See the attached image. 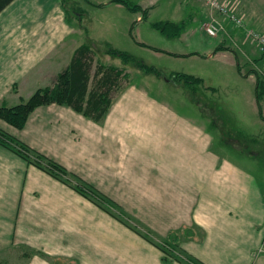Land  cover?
<instances>
[{
    "label": "crops",
    "instance_id": "crops-1",
    "mask_svg": "<svg viewBox=\"0 0 264 264\" xmlns=\"http://www.w3.org/2000/svg\"><path fill=\"white\" fill-rule=\"evenodd\" d=\"M63 3L13 0L0 11V105L51 86L83 43L70 40L81 27ZM209 13L204 9V17ZM224 28L204 54L235 63L238 50L250 61L242 30L226 21ZM219 45L227 49L214 51ZM0 128L111 198L153 240L173 238L204 264H264V188L257 177L243 157L214 147L207 125L144 88L125 85L101 122L49 103L34 107L21 128L2 119ZM236 131H226L235 142L259 139ZM0 245L32 251L25 264H182L163 262L154 243L1 144Z\"/></svg>",
    "mask_w": 264,
    "mask_h": 264
},
{
    "label": "rangeland",
    "instance_id": "rangeland-1",
    "mask_svg": "<svg viewBox=\"0 0 264 264\" xmlns=\"http://www.w3.org/2000/svg\"><path fill=\"white\" fill-rule=\"evenodd\" d=\"M63 1L68 19L75 27H81L76 30L78 33L75 36L71 35L70 40L78 39L89 43L92 48L91 74L99 62L122 68L127 75V79L122 81L124 86L131 83L140 89L144 88L167 108L207 125L214 135V147H221L231 156L243 157L247 167L264 188V90L258 110L255 76L240 73L236 63H231L228 57L212 59L204 54L208 47L218 43L220 35V32L214 36L208 35L204 30L205 24L212 17L222 23L230 22L236 30H242L240 43L249 48L247 56L250 61L236 50L241 70L246 73L257 71L264 79V70L260 69L264 61L259 62L264 58V55L261 56L264 48L257 41L247 39L248 35L244 36L246 29L225 15H219L213 9L217 6H211L209 0H130L144 10L143 15L141 11H130L110 0L101 6L93 3L105 0ZM220 3L227 9L228 17L240 18L244 28L264 34V0H217V4ZM204 9L213 16L204 17ZM164 20H185L184 29L178 36L165 37L151 26L152 22ZM223 33H226L225 29L221 31ZM108 48L126 51L135 60L155 67L161 74L145 73L133 62L124 63L119 57L105 53ZM255 54L258 57L255 58ZM171 71L198 76L201 83L185 85L174 82L169 79L172 77ZM236 129L246 134L255 133L259 139L256 142L247 137L235 142L226 131L236 134ZM219 134H222V141H219ZM232 145L239 148L240 152L234 149L238 155L232 151ZM251 156H254L253 159H249ZM27 250L23 246L0 245V264H25L26 257L32 253Z\"/></svg>",
    "mask_w": 264,
    "mask_h": 264
},
{
    "label": "trees",
    "instance_id": "trees-1",
    "mask_svg": "<svg viewBox=\"0 0 264 264\" xmlns=\"http://www.w3.org/2000/svg\"><path fill=\"white\" fill-rule=\"evenodd\" d=\"M11 1L13 0H0V11ZM110 1L120 3L130 11H141L142 15L145 13L144 10L139 8L138 4H133L130 0ZM208 7H210V5H208ZM213 9L217 10L219 15L221 14L218 9ZM212 16V13L207 15L208 18ZM222 24L224 25V23ZM151 26L165 37H175L184 29L185 20H180L178 22L171 20L155 21L151 23ZM222 49L227 48L219 45L214 48V51ZM91 53L93 54V51L89 43L84 42L79 44L74 49L67 65L56 75L51 86L36 88L27 99L15 105H0V119L16 128H21L28 114L34 107L43 104L57 103L68 106L93 121L101 122L112 104L113 99L124 88V82L122 81L127 79V75L122 68L102 62L98 63L95 71L91 74V69L93 67ZM105 53L119 57L124 63L133 62L145 73H153L157 76L161 74L155 67L135 60L126 51L108 48L105 50ZM262 55H264V51L261 53V56ZM234 57L237 70L240 72L241 68L238 64L236 54ZM248 73L251 72L249 71ZM252 73L255 76V99L258 110H260L259 100L264 90V79L257 71H252ZM171 74L172 77L169 79L174 82H182L185 85L201 83V78L192 74L183 72H171ZM0 144L19 155L26 162L37 166L54 178L68 184L81 195L87 197L147 240L154 243L164 254L162 257L163 262L168 263L171 259H175L182 264H204L173 245L171 240L173 238H171V236H169L171 241L162 240L160 243L153 240L146 232L138 229L136 225H132L128 221L129 217L127 214L111 198L79 176L68 171L60 163L31 148L26 143L18 140L1 128Z\"/></svg>",
    "mask_w": 264,
    "mask_h": 264
},
{
    "label": "built area",
    "instance_id": "built-area-1",
    "mask_svg": "<svg viewBox=\"0 0 264 264\" xmlns=\"http://www.w3.org/2000/svg\"><path fill=\"white\" fill-rule=\"evenodd\" d=\"M209 2L211 6L214 7L217 6L216 8L218 9L219 12H221V14L225 15L227 18L232 19L231 21H233L234 23L236 22V25L242 26L243 29H246L244 30V36L245 34L246 36L248 35L247 39L257 41V44L261 45L262 49L264 48V34H260L253 29L244 28L240 18H236L234 16L228 17V14L226 13L227 9L224 7L222 3L217 4V0H209ZM223 29L225 28L222 22L218 21V19H215L213 17L205 24L204 27L206 33L211 36L216 35L218 32L222 31ZM261 251H264V249H261Z\"/></svg>",
    "mask_w": 264,
    "mask_h": 264
}]
</instances>
